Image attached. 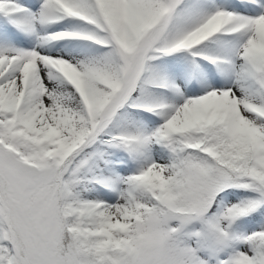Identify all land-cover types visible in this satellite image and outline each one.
I'll use <instances>...</instances> for the list:
<instances>
[{"label":"snow or ice","instance_id":"1","mask_svg":"<svg viewBox=\"0 0 264 264\" xmlns=\"http://www.w3.org/2000/svg\"><path fill=\"white\" fill-rule=\"evenodd\" d=\"M0 264H264V0H0Z\"/></svg>","mask_w":264,"mask_h":264}]
</instances>
